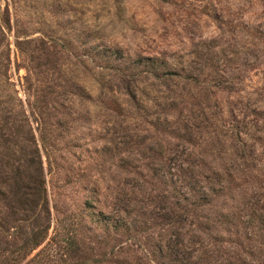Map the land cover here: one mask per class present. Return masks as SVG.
<instances>
[{
  "label": "rangeland",
  "instance_id": "rangeland-1",
  "mask_svg": "<svg viewBox=\"0 0 264 264\" xmlns=\"http://www.w3.org/2000/svg\"><path fill=\"white\" fill-rule=\"evenodd\" d=\"M0 172V264H264V0H0Z\"/></svg>",
  "mask_w": 264,
  "mask_h": 264
},
{
  "label": "trees",
  "instance_id": "trees-1",
  "mask_svg": "<svg viewBox=\"0 0 264 264\" xmlns=\"http://www.w3.org/2000/svg\"><path fill=\"white\" fill-rule=\"evenodd\" d=\"M150 60H154L155 61V59L154 58H149ZM147 61H148V59H147ZM0 178L2 179V180H5L3 177H2V174H1V172H0ZM1 180V181H2ZM38 182H40L39 183V188L37 187V190H38V198L41 200V201H44V200H46V189H45V186H44V183H43V181L41 180H38ZM22 184V183H21ZM21 186H23L24 188L26 187L24 184H22ZM23 197L25 198L26 197V192H23ZM21 202V201H20ZM22 203V202H21ZM258 211H259V213L257 214V215H254L253 216V218H255L256 220H260L263 224H264V206L263 207H261V208H259L258 207ZM250 218H252V217H250ZM49 228V225H47V226H45V227H43V228H41L40 230H39V232H37L36 233V237L35 236H33V238L32 239H35L34 241H33V244H29V245H31V246H33V248L34 247H36V246H38L44 239H45V235H46V232H47V229ZM31 241V239H27V240H25V245H28V243ZM261 242H262V244L264 245V240H261ZM24 245V246H25ZM235 256V255H234ZM235 260H242L243 261V259H240V258H237V256H235Z\"/></svg>",
  "mask_w": 264,
  "mask_h": 264
}]
</instances>
